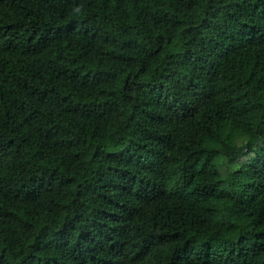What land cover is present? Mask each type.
<instances>
[{
  "label": "trees",
  "instance_id": "16d2710c",
  "mask_svg": "<svg viewBox=\"0 0 264 264\" xmlns=\"http://www.w3.org/2000/svg\"><path fill=\"white\" fill-rule=\"evenodd\" d=\"M0 264H264V0H0Z\"/></svg>",
  "mask_w": 264,
  "mask_h": 264
}]
</instances>
